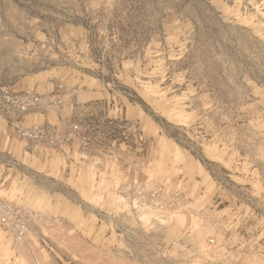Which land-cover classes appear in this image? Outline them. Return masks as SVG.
<instances>
[{"label": "rangeland", "instance_id": "374dc122", "mask_svg": "<svg viewBox=\"0 0 264 264\" xmlns=\"http://www.w3.org/2000/svg\"><path fill=\"white\" fill-rule=\"evenodd\" d=\"M0 264H264V0H0Z\"/></svg>", "mask_w": 264, "mask_h": 264}, {"label": "built area", "instance_id": "2783aa9c", "mask_svg": "<svg viewBox=\"0 0 264 264\" xmlns=\"http://www.w3.org/2000/svg\"><path fill=\"white\" fill-rule=\"evenodd\" d=\"M4 98H6L7 101H10L11 94L10 92L4 90L3 92ZM37 100L31 99L30 102L32 104L35 103ZM19 133L21 136L28 138V139H34V140H45L50 142H55L59 138V135L57 134L55 128L53 126H31L28 128H23L19 130ZM14 208L10 206L4 207V212H6L5 215H7L10 211H13ZM4 222H7V218H3Z\"/></svg>", "mask_w": 264, "mask_h": 264}]
</instances>
